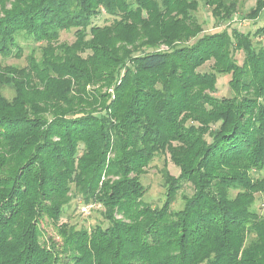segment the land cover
<instances>
[{"label":"trees","instance_id":"trees-1","mask_svg":"<svg viewBox=\"0 0 264 264\" xmlns=\"http://www.w3.org/2000/svg\"><path fill=\"white\" fill-rule=\"evenodd\" d=\"M197 2L0 0V264H264V25L203 34ZM202 2L220 23L240 4ZM20 40L41 58L5 65ZM159 154L180 170L161 207L141 182ZM74 196L107 224L62 223Z\"/></svg>","mask_w":264,"mask_h":264},{"label":"rangeland","instance_id":"rangeland-1","mask_svg":"<svg viewBox=\"0 0 264 264\" xmlns=\"http://www.w3.org/2000/svg\"><path fill=\"white\" fill-rule=\"evenodd\" d=\"M198 2V10L196 12V16L198 18L199 23L203 26L204 33L210 34L215 32H221L225 30H231V28H238L242 31L250 32L253 34L258 28L264 25V10L260 17L257 20L247 19V15L250 13L251 9L255 8L258 0H239V8L238 13L234 17V21L229 23H220L215 21L214 16L212 14V10L210 7L204 5L202 0H197ZM112 19L104 16L100 20L96 21L95 24L103 27L112 23ZM239 21V22H238ZM74 30L63 32L60 36V39L57 43L53 44L54 46L60 44H68L73 45L76 42V36L74 34ZM256 43H264V38L262 39H254ZM20 45L23 48V56L20 59L11 58L8 60H4L5 65L18 66L20 68L26 67L28 64L27 57L31 54V52L38 48L30 41L20 40ZM43 46H45L43 44ZM38 50V49H37ZM41 53L38 50L36 53L37 58H41ZM239 63H242L243 57L238 56ZM212 63H208L206 66L202 68L203 72H209ZM231 77L229 75H218L217 82V93L215 94L218 98H229L233 96V92L230 89L229 82ZM99 86H96L94 90H96ZM89 90V88H88ZM93 91V90H91ZM106 90L103 89L102 92ZM108 91V90H107ZM111 93V91H109ZM9 99L13 97V93L10 91H6L4 93ZM165 171L170 173L174 177H178L180 174V170L176 167L170 159V156L167 154H159L151 163L150 167L147 169V172L141 177V182L147 188V193L145 195L144 201L150 203L153 206L161 207L165 202V180L164 174ZM193 193L191 187L185 186L181 192H179V196L177 198L176 203L172 206L174 211H178L183 209L184 207V196H191ZM93 206L92 210L88 213L81 212V209L84 205L83 200L80 196H74L69 205L65 208L62 218V223H68L69 225L76 227L77 229H86L90 230L97 225H106L107 221L103 216V208L101 206ZM255 208L260 212L264 213V201L257 195V202ZM46 234L45 237L52 238L55 242L61 243V239L58 236L57 230L53 225H49L47 223L43 224L42 228Z\"/></svg>","mask_w":264,"mask_h":264},{"label":"built area","instance_id":"built-area-1","mask_svg":"<svg viewBox=\"0 0 264 264\" xmlns=\"http://www.w3.org/2000/svg\"><path fill=\"white\" fill-rule=\"evenodd\" d=\"M92 208H93V206H91V205L83 206L81 209V212L88 213V212H90V210H92Z\"/></svg>","mask_w":264,"mask_h":264}]
</instances>
